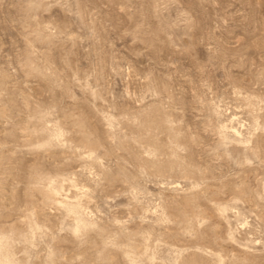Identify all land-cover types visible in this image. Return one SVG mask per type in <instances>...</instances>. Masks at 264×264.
<instances>
[{
    "label": "rangeland",
    "instance_id": "1",
    "mask_svg": "<svg viewBox=\"0 0 264 264\" xmlns=\"http://www.w3.org/2000/svg\"><path fill=\"white\" fill-rule=\"evenodd\" d=\"M0 264H264V0H0Z\"/></svg>",
    "mask_w": 264,
    "mask_h": 264
}]
</instances>
